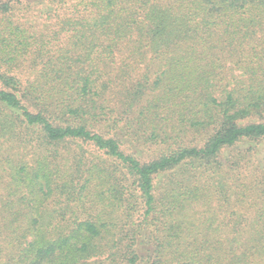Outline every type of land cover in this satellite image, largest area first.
Here are the masks:
<instances>
[{"label":"trees","instance_id":"trees-1","mask_svg":"<svg viewBox=\"0 0 264 264\" xmlns=\"http://www.w3.org/2000/svg\"><path fill=\"white\" fill-rule=\"evenodd\" d=\"M0 264H264V0H0Z\"/></svg>","mask_w":264,"mask_h":264},{"label":"rangeland","instance_id":"rangeland-1","mask_svg":"<svg viewBox=\"0 0 264 264\" xmlns=\"http://www.w3.org/2000/svg\"><path fill=\"white\" fill-rule=\"evenodd\" d=\"M29 20H30V22L32 21L34 24H37V22H38V18L37 17L31 18ZM43 22L45 23V21H43Z\"/></svg>","mask_w":264,"mask_h":264}]
</instances>
